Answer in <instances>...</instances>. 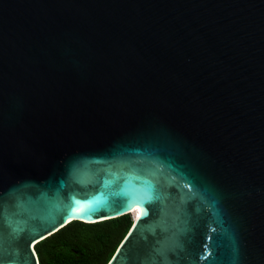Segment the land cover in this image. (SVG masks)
<instances>
[{"label": "water", "instance_id": "95a60500", "mask_svg": "<svg viewBox=\"0 0 264 264\" xmlns=\"http://www.w3.org/2000/svg\"><path fill=\"white\" fill-rule=\"evenodd\" d=\"M126 215L109 264H264V0H0V264Z\"/></svg>", "mask_w": 264, "mask_h": 264}, {"label": "trees", "instance_id": "16d2710c", "mask_svg": "<svg viewBox=\"0 0 264 264\" xmlns=\"http://www.w3.org/2000/svg\"><path fill=\"white\" fill-rule=\"evenodd\" d=\"M132 225L131 215L95 224L72 222L37 244L40 264H109Z\"/></svg>", "mask_w": 264, "mask_h": 264}, {"label": "bare ground", "instance_id": "6f19581e", "mask_svg": "<svg viewBox=\"0 0 264 264\" xmlns=\"http://www.w3.org/2000/svg\"><path fill=\"white\" fill-rule=\"evenodd\" d=\"M102 220H105V219H102ZM102 220H100V221H102Z\"/></svg>", "mask_w": 264, "mask_h": 264}]
</instances>
